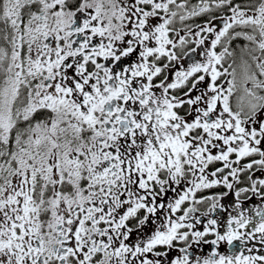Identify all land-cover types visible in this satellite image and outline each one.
<instances>
[{
    "label": "snow or ice",
    "instance_id": "1",
    "mask_svg": "<svg viewBox=\"0 0 264 264\" xmlns=\"http://www.w3.org/2000/svg\"><path fill=\"white\" fill-rule=\"evenodd\" d=\"M0 264H264V0H0Z\"/></svg>",
    "mask_w": 264,
    "mask_h": 264
},
{
    "label": "flooded vegetation",
    "instance_id": "2",
    "mask_svg": "<svg viewBox=\"0 0 264 264\" xmlns=\"http://www.w3.org/2000/svg\"><path fill=\"white\" fill-rule=\"evenodd\" d=\"M205 19H207V17H201V18H199L196 22L198 23V22H200L201 20H205ZM238 43H240V44H243V41H239ZM210 245H207V246H204L203 247V252L204 253H207L209 250H210Z\"/></svg>",
    "mask_w": 264,
    "mask_h": 264
}]
</instances>
